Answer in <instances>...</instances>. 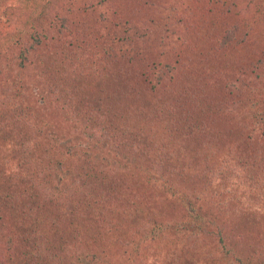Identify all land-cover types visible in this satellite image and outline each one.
<instances>
[{
    "label": "trees",
    "instance_id": "1",
    "mask_svg": "<svg viewBox=\"0 0 264 264\" xmlns=\"http://www.w3.org/2000/svg\"><path fill=\"white\" fill-rule=\"evenodd\" d=\"M147 1L110 3L113 23L95 14L104 0H19L0 20V264H256L227 239L218 200L203 198L264 170L263 55L239 69L259 78L255 91L229 81L234 49L264 45L249 41L254 24L264 31V0L241 27L173 47ZM214 71L215 99L194 95L191 109L194 79ZM43 175L59 196L41 198ZM71 242L94 250L68 263L58 250Z\"/></svg>",
    "mask_w": 264,
    "mask_h": 264
},
{
    "label": "rangeland",
    "instance_id": "2",
    "mask_svg": "<svg viewBox=\"0 0 264 264\" xmlns=\"http://www.w3.org/2000/svg\"><path fill=\"white\" fill-rule=\"evenodd\" d=\"M94 1L96 3V0ZM104 1L105 2L99 5L97 13L94 11V13L99 18L102 20L104 19V21L106 19L107 23H113V18L118 20L120 17H122L120 13L115 12V10L108 7L110 3H115L116 6V0ZM19 3V0H0V20L6 21L11 19L9 16V11L11 9L9 7L19 5ZM145 5L151 8L148 18H152L153 16L154 18L163 19L166 23L163 30L164 35L167 37L165 38V41H169L170 44L172 41V47L175 44L176 46H179V44L184 41V38L187 34H189L191 37L195 36L196 39L200 36L203 37L204 32H210V36L213 38V26L224 27L225 30L232 29L233 27L239 28L243 25L246 16L248 17L253 12L257 11V9H261L260 1L256 0H148ZM94 7L95 5H93L92 9H94ZM110 18L111 20L109 21ZM256 24H254L249 31V37L253 38L254 40L250 39L249 41H257V38H262L264 36V31H262L260 32L261 36L257 37L258 28L255 26ZM261 25L264 26V23ZM12 30H14V27H12ZM53 31L57 33L55 29ZM211 37H208V39L211 41L210 46H214V48H216L215 45L218 44V41L216 40L217 42L215 41V43H213ZM240 45L234 49V53L230 54V59L233 63L231 71H233V73L229 81L235 80L238 91L241 93V95L246 96L248 93H251L250 91H255L254 81L258 80L259 78H256L254 74L252 77L247 76L243 74L242 71L239 72V69L243 63L248 61L252 60L253 63H256L257 59H259L261 55H263L264 58V45L258 49L256 54H254V52H245L240 48ZM169 47L170 46H168V48ZM7 53L9 57L12 56L10 51ZM161 57L163 58L165 55ZM208 59H210L209 52H207V54L199 55L192 62L193 66L188 64L187 66H189L192 74H194V65H201ZM158 71L155 70L156 73H158ZM202 76L203 75L199 76L201 77L200 79H194L198 81L199 86L195 81V84H191L192 88H190V90L191 93H193V100H195V96H203L202 98H204V101L209 102L210 97H214L213 95L215 92L212 93L211 90L207 91L208 87L206 85L207 83H205L206 79L210 80L213 78L223 81L224 78L222 75H220L219 71L211 72L210 76ZM202 78H204L203 81L205 84H203L201 80ZM165 80H167V78H165ZM166 86L168 88H173V86H175L174 79L170 80ZM166 89V87H163L162 90L166 92ZM195 101L196 102H192L190 106L191 109H199L198 106L201 107L200 101ZM238 126L241 128L240 124ZM248 128L250 127H244L242 131L248 132ZM262 138L263 136L261 135L258 137L255 136V140L252 141L259 143V139L261 140ZM240 140L243 141L241 143V155H243L246 145L244 144V138ZM249 159L250 158H247L246 156L242 158L244 161H249ZM262 162L263 159H260L259 164ZM253 172L250 170L244 173L242 172L238 179L239 182H236V185L233 184L234 182L232 179L227 178L226 182L224 181L223 185H221V188L219 187L216 191L205 196L203 199L206 203L211 199V202L214 205V199L218 200V203L215 207L217 208V211L221 212L219 218L221 221L219 222L221 225H223L222 228L223 231L226 232L227 239L232 243H236L237 247V240L241 241L240 245L242 247L244 246L243 248L246 252L245 256L254 259L256 264H264V186H260L257 183V179H253L256 177V175H252ZM254 173L257 174L256 170ZM257 175L264 178V170ZM41 178L44 179L43 181L40 180L41 184L38 186L41 198L59 196L58 190L54 188L53 184H51L50 181H46L47 178L45 179L44 175ZM57 180L58 179L55 181L57 182ZM57 184L60 187L67 185L63 181H58ZM246 192H249V195L245 194ZM69 193H74L73 189ZM177 214L178 213H176V215ZM209 229H213L214 233L218 232V230H216L215 224H211ZM214 238H217L216 234ZM210 241V239H207V245H210ZM37 245L39 246L36 247H39L40 250L39 253H36V255H40L44 258L48 257L47 255L50 248L45 246L44 243L39 244V241ZM98 249L99 246L97 250ZM93 250L94 247H91L90 245L71 242L68 243L64 249L58 250V256L63 257V260L68 263H75L78 256H85L87 254L91 255L90 253H92ZM88 251L89 253H87ZM89 260H91V258H89ZM185 262V264H187V261ZM219 264L224 263L220 262Z\"/></svg>",
    "mask_w": 264,
    "mask_h": 264
}]
</instances>
